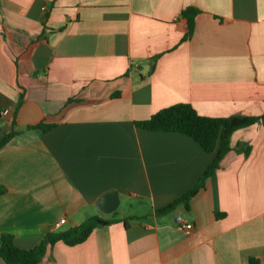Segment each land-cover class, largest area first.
Listing matches in <instances>:
<instances>
[{
  "label": "crops",
  "instance_id": "1",
  "mask_svg": "<svg viewBox=\"0 0 264 264\" xmlns=\"http://www.w3.org/2000/svg\"><path fill=\"white\" fill-rule=\"evenodd\" d=\"M189 7L202 13L183 41ZM177 104L262 121L233 133L188 209L156 216L218 150L134 124ZM39 122L56 127L0 150V241L32 249L106 217L95 203L112 193L146 207L120 216L119 205L118 222L80 245L58 242L40 264H264V0H0V140Z\"/></svg>",
  "mask_w": 264,
  "mask_h": 264
},
{
  "label": "trees",
  "instance_id": "2",
  "mask_svg": "<svg viewBox=\"0 0 264 264\" xmlns=\"http://www.w3.org/2000/svg\"><path fill=\"white\" fill-rule=\"evenodd\" d=\"M201 13V10L194 7H189L182 11L181 16L188 24V32L183 41H187L193 36L196 18ZM23 101L24 97L21 96L16 111L20 109ZM260 121H262V117L242 115H235L228 118L204 117L199 115L190 104H177L159 111L148 120L135 122V126L139 129L185 135L194 140L201 149L208 154L214 153L218 145L215 159L205 171L197 185L171 204L155 209V215H168L180 206H184L188 209L191 199H193L200 190L204 189L206 179L213 176L216 171L221 169L222 161L233 151L230 146V139L233 133L255 125ZM13 125H16V114ZM55 127L56 125H48L39 122L27 126L25 131L13 130L11 133H5L4 137L0 140V150L9 144L15 137L27 131H34L42 135L52 131ZM235 151L237 153H243L247 157L251 152V147L248 146L246 149L245 145L241 144L235 148ZM6 193L7 188L0 185V196ZM117 216L118 212L116 211L106 217L97 215L89 217L79 226L47 234L34 248L29 250L18 248L14 243V236L4 233L1 235L0 241V258L5 264H40L48 248L54 247L58 242H62L71 247L80 245L90 237L95 229L118 222ZM222 216V214H217V217ZM251 264H257V261L251 260Z\"/></svg>",
  "mask_w": 264,
  "mask_h": 264
},
{
  "label": "water",
  "instance_id": "3",
  "mask_svg": "<svg viewBox=\"0 0 264 264\" xmlns=\"http://www.w3.org/2000/svg\"><path fill=\"white\" fill-rule=\"evenodd\" d=\"M13 118L11 119L10 124H12ZM5 132H7V126L3 128ZM120 205V199L117 194H105L101 196L97 202L95 203V207L97 210L106 216H109L117 211L118 207Z\"/></svg>",
  "mask_w": 264,
  "mask_h": 264
},
{
  "label": "rangeland",
  "instance_id": "4",
  "mask_svg": "<svg viewBox=\"0 0 264 264\" xmlns=\"http://www.w3.org/2000/svg\"><path fill=\"white\" fill-rule=\"evenodd\" d=\"M130 204L132 205V207H130L127 203H121L118 209L120 216H122L124 213L131 216H139L142 213L144 207H146L145 205L137 204L135 202H132Z\"/></svg>",
  "mask_w": 264,
  "mask_h": 264
},
{
  "label": "built area",
  "instance_id": "5",
  "mask_svg": "<svg viewBox=\"0 0 264 264\" xmlns=\"http://www.w3.org/2000/svg\"><path fill=\"white\" fill-rule=\"evenodd\" d=\"M3 114L7 115L8 111H4ZM65 221H66L65 219H62L60 224H64ZM180 228H181V230L183 231V233L185 235H190L192 233V231H193L194 226H193L192 223H184V224L181 225Z\"/></svg>",
  "mask_w": 264,
  "mask_h": 264
}]
</instances>
